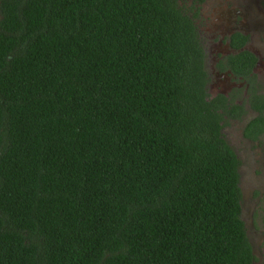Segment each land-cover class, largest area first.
<instances>
[{"label":"trees","instance_id":"1","mask_svg":"<svg viewBox=\"0 0 264 264\" xmlns=\"http://www.w3.org/2000/svg\"><path fill=\"white\" fill-rule=\"evenodd\" d=\"M0 16V264H253L240 161L176 0Z\"/></svg>","mask_w":264,"mask_h":264},{"label":"flooded vegetation","instance_id":"2","mask_svg":"<svg viewBox=\"0 0 264 264\" xmlns=\"http://www.w3.org/2000/svg\"><path fill=\"white\" fill-rule=\"evenodd\" d=\"M176 3L195 26L204 89L221 115L220 133L239 161L237 148L247 147L264 183V0ZM238 173L240 180V164Z\"/></svg>","mask_w":264,"mask_h":264},{"label":"rangeland","instance_id":"3","mask_svg":"<svg viewBox=\"0 0 264 264\" xmlns=\"http://www.w3.org/2000/svg\"><path fill=\"white\" fill-rule=\"evenodd\" d=\"M232 146L234 147V145ZM244 146L242 144L239 149L237 148L241 161L239 180L241 218L255 256L253 264H264V183L258 166L252 168L250 153H248L247 147L244 148ZM253 170L258 171L257 174H254Z\"/></svg>","mask_w":264,"mask_h":264}]
</instances>
